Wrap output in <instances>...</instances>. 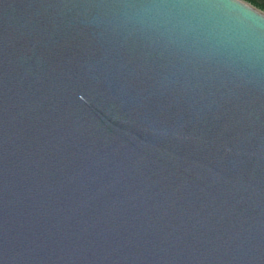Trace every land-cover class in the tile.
Instances as JSON below:
<instances>
[{
	"label": "water",
	"instance_id": "1",
	"mask_svg": "<svg viewBox=\"0 0 264 264\" xmlns=\"http://www.w3.org/2000/svg\"><path fill=\"white\" fill-rule=\"evenodd\" d=\"M0 264H264V12L0 0Z\"/></svg>",
	"mask_w": 264,
	"mask_h": 264
},
{
	"label": "trees",
	"instance_id": "2",
	"mask_svg": "<svg viewBox=\"0 0 264 264\" xmlns=\"http://www.w3.org/2000/svg\"><path fill=\"white\" fill-rule=\"evenodd\" d=\"M244 1V0H243ZM247 3L255 7L257 10L264 12V0H245Z\"/></svg>",
	"mask_w": 264,
	"mask_h": 264
},
{
	"label": "rangeland",
	"instance_id": "3",
	"mask_svg": "<svg viewBox=\"0 0 264 264\" xmlns=\"http://www.w3.org/2000/svg\"><path fill=\"white\" fill-rule=\"evenodd\" d=\"M263 12V11H262Z\"/></svg>",
	"mask_w": 264,
	"mask_h": 264
}]
</instances>
